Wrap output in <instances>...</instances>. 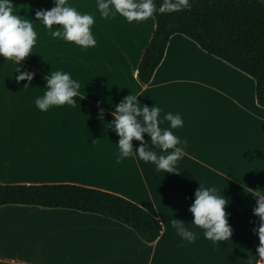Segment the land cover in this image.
Here are the masks:
<instances>
[{
  "label": "crops",
  "instance_id": "1",
  "mask_svg": "<svg viewBox=\"0 0 264 264\" xmlns=\"http://www.w3.org/2000/svg\"><path fill=\"white\" fill-rule=\"evenodd\" d=\"M11 1L17 10L15 2L19 0ZM39 1L40 9L54 6V0ZM67 2L81 13L93 10L95 28L105 23L96 7L97 0ZM22 8L26 13L33 12L35 0H26ZM135 31L124 30V41L116 36L118 41L99 42L86 49L71 42L72 50L89 51L86 56L93 64L86 65L74 78L89 85L79 89L75 106H52L43 112L40 130L29 133L30 139L26 137L24 142L18 138L17 107L22 104L11 91L0 90V183H76L118 194L125 191L119 189L120 185L133 195L141 193L139 187L151 201L133 199L162 221L161 236L146 242L133 228L102 214L5 204L0 206V264H256L259 237L253 228L260 221L253 213V197L243 203L242 196L264 193V106L257 102L255 79L176 33L153 78L142 84L138 65L151 37L141 45L130 37ZM123 76L131 81L128 90L122 85ZM241 76L248 84L242 83ZM102 82L108 84L106 89ZM129 94L137 95L141 106H159L161 118L167 112L182 116L183 126L172 129L188 142L176 165L179 172L157 171L152 162L138 156L117 163L119 136L111 128L112 113ZM30 118V126L23 124V128L32 131L34 116ZM161 127H170V122L163 120ZM50 132L56 137L49 138ZM144 138L148 147L159 154L149 134L145 133ZM140 143L133 140L134 151ZM18 157L26 161L27 168L42 175H31L34 180H3L9 171L18 168ZM225 168L231 175L225 174ZM149 177L174 179L175 188L166 190L164 196L169 195L175 202H160L147 183ZM143 183L147 191L140 187ZM199 183L215 186L218 194L229 200L226 211L233 228L231 239L213 243L192 223L189 207ZM175 218L196 232L195 242L182 240L171 224Z\"/></svg>",
  "mask_w": 264,
  "mask_h": 264
},
{
  "label": "clouds",
  "instance_id": "2",
  "mask_svg": "<svg viewBox=\"0 0 264 264\" xmlns=\"http://www.w3.org/2000/svg\"><path fill=\"white\" fill-rule=\"evenodd\" d=\"M96 7L104 18L120 15L128 23L140 22L152 17L155 13L177 12L190 8V0H97ZM37 20L50 31L53 37H61L68 42H74L83 48L95 47L97 41L91 26L95 22L92 14L81 13L67 0H54L51 9H40L35 12ZM54 25L60 27L54 28ZM37 32L28 19H22L15 14L11 0H0V56L5 60H15L19 65L31 52L36 44ZM15 76L17 82L27 81L24 87H29L35 73L21 71L17 67ZM80 83L71 74L62 70L51 71L46 77L47 89L42 96L35 99V105L42 111L52 106H75L79 96ZM103 119V109H99ZM161 109L156 104L152 107L142 105L137 95L129 94L115 105L112 113L114 119L111 128L119 136V155L117 163L125 157L138 156L144 162H152L157 171L176 173L178 160L185 154L187 140H181L172 129L182 127L184 121L179 113L167 112L161 118ZM163 120L170 122V127L162 128ZM150 136L153 146L160 150L159 154L148 147L144 134ZM133 140L140 141L137 150H133ZM171 150V151H168ZM257 198L253 213L259 217L260 223L253 228L259 237L256 264L264 261V193L252 192ZM229 200L225 195H219L215 186L199 187L195 191L194 202L189 211L193 214L192 223L203 230L206 239L213 243L231 239L233 228L229 223V213L226 211ZM172 226L182 240L189 243L197 239L196 232L189 230L180 219L171 220Z\"/></svg>",
  "mask_w": 264,
  "mask_h": 264
},
{
  "label": "trees",
  "instance_id": "3",
  "mask_svg": "<svg viewBox=\"0 0 264 264\" xmlns=\"http://www.w3.org/2000/svg\"><path fill=\"white\" fill-rule=\"evenodd\" d=\"M159 6L160 0H156ZM191 7L155 13V28L138 65L147 84L162 62L172 35L183 34L256 81L264 106V2L262 0H190ZM39 205L102 214L133 228L146 242L164 226L143 205L112 191L76 183H0V206Z\"/></svg>",
  "mask_w": 264,
  "mask_h": 264
},
{
  "label": "rangeland",
  "instance_id": "4",
  "mask_svg": "<svg viewBox=\"0 0 264 264\" xmlns=\"http://www.w3.org/2000/svg\"><path fill=\"white\" fill-rule=\"evenodd\" d=\"M26 0H19L17 3V10L15 9V4H12L13 11L15 14L20 15L22 19H28L33 24L34 30L37 32V40L36 44L33 47V52H31L24 60L20 62L18 65L15 60H5L3 56H0V90L11 91L13 97H18V101L21 102L22 106L19 104L17 107L18 116H19V129H18V138L21 142H24L26 137L30 139L29 133H35L36 129L40 130V117L43 115V112L38 109L35 105V99L39 96H42L45 91L46 86V77L51 71L55 70H62L69 72L74 79L75 77L80 76L81 74L78 72H82L85 66H91L92 64L89 62V57L87 58L86 54H89V51L85 49H77L76 51L72 50L71 47L73 46L71 42L64 40L61 37H53L50 34V31L43 27V23L41 20H37L35 16V12L40 10V1L35 0V9L31 13H26L24 7V2ZM20 8L22 10L18 11ZM94 12L93 10H87L86 13ZM110 20V21H109ZM125 25V26H124ZM128 28H127V26ZM101 28H95L94 25L91 26L92 33L97 41L96 46L99 45V42H112V41H124L127 38V35L122 33L124 30L129 28H134L135 35H130L136 39L141 45L147 43L151 35L153 34L155 23L154 17H150L147 20L140 21V22H133L128 23L127 20L118 15V19L114 17L105 18V23L100 24ZM56 28V27H54ZM97 29L96 31H94ZM118 29V30H117ZM118 32L122 33L119 34ZM119 34V35H116ZM117 36V38H116ZM129 37V36H128ZM72 45V46H71ZM78 46V45H77ZM81 47V46H78ZM83 48V47H82ZM83 56H86L83 58ZM17 67L20 68L21 71H31L35 73L33 80L31 81L29 87H24L25 84L28 82L20 81L17 82L15 76L18 75L16 73ZM78 69V70H77ZM224 72L229 73V71L224 70ZM104 73H106L104 71ZM103 73V75H104ZM237 75V74H236ZM98 76V75H96ZM231 76V75H229ZM238 76V75H237ZM232 77V76H231ZM102 78V77H101ZM242 83L248 84L242 76L240 77ZM80 83V89L85 88V85H89L88 83L85 84L82 81H78ZM104 82H102L103 84ZM131 81L129 77L123 76L122 78V85L124 86L125 90H128L130 87ZM104 89L108 87V84L104 83ZM48 112V110L46 111ZM34 116L33 121V128L32 131L30 128L24 129V125L30 126L31 118L30 116ZM32 128V127H31ZM28 135H27V134ZM49 138H54L56 135L50 132ZM20 143H18V150L21 152ZM18 168L16 170L12 169L9 173L3 177V180L6 181H20V180H34L31 175H42L40 171H37L32 168H27L25 164V160L21 161L20 157H18ZM250 163H244L245 166L249 165ZM220 168H223V164L220 163ZM226 175H231L228 169H223ZM238 173V172H237ZM10 174V175H9ZM41 178V177H39ZM1 179V178H0ZM40 180H46L45 178H41ZM147 183L151 186L153 192H155L157 199L164 203L165 202H175V200L170 197L169 195L167 198L164 196L166 190L172 191L175 188L174 179L169 178H154L149 177L147 179ZM144 190H148L145 184L143 183L140 185ZM118 188V187H117ZM116 188V189H117ZM120 188H123L122 191ZM170 188V189H168ZM121 195L139 203V201L133 198H140L143 200L144 203H149L151 200L146 192H143L139 187L137 188L141 193H137L133 195L129 190H127L124 186L120 187ZM118 189V190H119ZM175 190V189H174ZM174 194V193H173ZM243 196V203L249 202V198L256 202L257 198L253 195H242ZM244 213V212H243ZM260 244V241H259Z\"/></svg>",
  "mask_w": 264,
  "mask_h": 264
}]
</instances>
